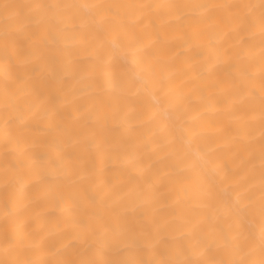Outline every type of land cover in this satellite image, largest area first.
Segmentation results:
<instances>
[{"label":"snow or ice","instance_id":"snow-or-ice-1","mask_svg":"<svg viewBox=\"0 0 264 264\" xmlns=\"http://www.w3.org/2000/svg\"><path fill=\"white\" fill-rule=\"evenodd\" d=\"M0 25V264H264V0H0Z\"/></svg>","mask_w":264,"mask_h":264},{"label":"bare ground","instance_id":"bare-ground-1","mask_svg":"<svg viewBox=\"0 0 264 264\" xmlns=\"http://www.w3.org/2000/svg\"><path fill=\"white\" fill-rule=\"evenodd\" d=\"M11 3H25L28 0H8ZM107 2H115V3H129L134 2V0H107ZM147 2V0H145ZM192 3H206L208 0H189ZM232 2H247V0H232ZM2 26V25H0ZM257 45L259 44V38L256 40ZM258 51V48H257ZM0 72H2V68H0ZM24 79H27V76H24ZM184 81L182 79H177L174 87L180 88L183 87ZM40 90L43 93L44 99L53 105H65L69 113H72L74 108L80 103L78 96L72 94V85L70 82H62L60 78H46L41 86ZM147 120V116L145 118ZM211 133V130H208ZM149 134V129L147 126L145 127H137L134 131L130 133L132 137H145L147 138ZM48 139H52V137H48ZM223 163L227 166L229 172V180L230 183L234 186L240 185L243 183L245 179L244 171L241 169L239 160H234L230 154H224L222 157ZM257 161V168H258ZM155 166L157 168H163L165 165L161 163L158 159L155 161ZM39 206H36V211L38 212ZM171 210L164 206H159V217H168V214ZM35 215V212H34ZM36 227H39L37 223ZM54 242L49 241V246H53ZM77 248H80V245L77 244ZM94 246H90L89 249H81L82 252H85L87 255H92L94 252Z\"/></svg>","mask_w":264,"mask_h":264}]
</instances>
